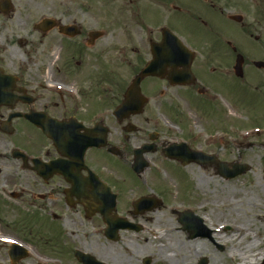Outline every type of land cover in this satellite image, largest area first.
Wrapping results in <instances>:
<instances>
[{
  "label": "flooded vegetation",
  "instance_id": "1",
  "mask_svg": "<svg viewBox=\"0 0 264 264\" xmlns=\"http://www.w3.org/2000/svg\"><path fill=\"white\" fill-rule=\"evenodd\" d=\"M227 1L205 0L206 7L197 10L196 19L213 30L214 16L230 17L220 8L221 3L229 8ZM177 2L173 10L179 18L194 10L184 0ZM170 5L169 0L163 4L166 13ZM90 8L89 0H0V264H36L35 257H42L41 240L34 233L37 228L54 238L51 260L80 264L77 251L100 260L89 241L106 239L105 210L108 223L124 218L141 226L140 232L152 228L166 230L165 237L182 235L200 245V249L195 245L199 252L203 242L206 249L211 244L218 249L217 233L191 239L185 231L187 225L202 226V220L209 229L218 223L202 205L193 173L184 170L202 167L204 160L217 172V165L233 162V119L216 124L201 107L217 101L219 90L228 97L227 113L235 114V86L252 92V99L264 100V45L224 46L216 40L215 45L201 46L202 52L193 48L198 55L188 71L190 78L184 79L188 84H173L168 76L145 77L143 111L123 116L122 121L116 110L152 59L151 46L162 40V34L150 31L138 40L133 31L122 30L116 14L93 13ZM245 12L249 14L248 9ZM258 12L257 26L244 25L243 32L264 34V0H259ZM165 24H171L170 17ZM241 54L244 77L239 78L235 65ZM224 80L227 86L221 84ZM170 97L177 101L179 112L176 130H168L179 136L146 134L144 126L155 111L165 108L173 114ZM190 101L195 104L191 109L186 106ZM260 116L259 128L264 130V115ZM180 126L191 130L186 133ZM259 138L264 140V133ZM174 143L180 145V155L167 157L173 154L168 148ZM144 146L151 150L145 157L147 166L138 174L133 170L135 154ZM258 146L264 149V141ZM127 180L148 182L150 192L128 197ZM171 185L174 190H166ZM106 187L115 196V206L111 196L105 197ZM143 197L150 199V205L138 210L135 204ZM106 241L119 246L121 238ZM25 248L32 254L28 256ZM112 260L115 263L100 261L129 264Z\"/></svg>",
  "mask_w": 264,
  "mask_h": 264
},
{
  "label": "rangeland",
  "instance_id": "2",
  "mask_svg": "<svg viewBox=\"0 0 264 264\" xmlns=\"http://www.w3.org/2000/svg\"><path fill=\"white\" fill-rule=\"evenodd\" d=\"M89 1L91 12L111 15H113V13L116 14L117 20H121L122 30L133 31L134 34L138 36V40H140L142 36H149L148 33L150 31H148L149 29L147 28L148 20L150 22L164 20L171 17L172 14V12L166 15L163 13L167 12L165 7H163L166 0H114L115 2L112 1V4L106 6L102 4L104 0ZM109 1L111 0H106V2ZM184 1L190 3L193 9H196L195 7H197L198 4L200 6L205 5L204 0ZM257 1L258 0H230L227 13L244 15L242 8L246 6L249 8L250 13L245 15V23L257 25V7L251 6L252 4L256 5ZM94 2L102 5L98 6ZM170 2L174 3L176 0H170ZM243 4L245 6H243ZM147 8L148 11L146 10ZM169 9L176 12L171 7ZM188 16L189 15H185L184 18L175 20L172 23L174 28H172V30L176 34H179L185 44L197 49L199 52L203 51L201 49L202 44L209 45L211 42V45H214L217 39H212V37L216 36L203 30L196 21L194 22ZM100 18H103L102 22H105L104 15ZM94 22L96 23V21ZM213 22L215 26H213L212 31L221 36L220 41L224 46H228L229 44L234 46L241 45V47L264 45V34L261 35L259 30H253V36L250 37L246 33L240 31V26H229L227 20L221 17L220 14L213 17ZM108 29H111V27H108ZM231 29H233V33L222 31ZM229 34L232 39L234 37L232 40L233 42H231L230 38H227ZM254 43L255 45H252ZM221 84L227 86V81L224 80ZM233 92L235 101L234 108L237 110H234L235 114L231 115L227 113L226 109L229 110L228 97L224 92L219 90L215 92V95H218L215 99L217 101L213 102L211 100L208 103H203L201 110L211 114L216 124H227L228 119H233L235 131H237V127L249 128L260 123V114L264 115V100L261 97L260 99L258 97L252 99L251 92L248 93L243 91L242 87L235 86ZM170 101L175 107L173 114L165 112V108L155 111L150 118L149 125L144 126L146 134L149 132H157L161 133L162 136L168 135L171 139L179 136L168 130V127H170L175 131V122L178 121L175 115L179 112L177 106H175L177 101L173 100V97H170ZM243 103H246V106H243ZM194 105L195 104L191 101L186 104L189 109ZM186 116H189L187 112ZM181 128L186 133L191 130V128L187 127ZM238 139L241 140V137L238 136ZM247 141L254 146L246 148L245 150H240V152L237 151L235 147L230 146L233 148V156L231 157L233 162L239 161V163L247 164L250 167V171L244 176L226 182L209 167L202 169L194 165L184 170L188 174L193 173L195 191L202 196V205L208 208L207 214L211 216L216 223L230 226L231 229L217 239L218 243L225 245L226 250L223 252L212 251V246L206 249L202 243V254L200 256L199 250H196L198 254H195L192 246L196 244L191 242L189 243L191 246L189 254L185 251L186 247L188 248L189 245L185 243L187 240L182 235L177 239L173 237L157 238L153 235V231L151 230V232H142L138 234L123 232L121 233L119 246L114 243H108L104 238L99 239L92 237L89 241L91 252L100 260L114 262L112 260L114 259L116 263H119L120 260L123 259L127 260L129 264H143L145 258L152 259V264H169L166 262V259H168L171 254L176 255L173 259L175 264H185L183 261L185 255L189 256V262H187V264H198L200 259L205 257L209 260V264H264L263 258L262 260L259 258V260L256 261L257 258L253 255V252L257 250L264 253V149L258 146L259 143H262L264 140L259 138V136L251 135L244 140V142ZM138 143V145L141 144L140 141ZM200 179L202 183H200ZM125 186L129 190L127 194L128 197H136L141 189L140 185H134L130 180L125 182ZM166 190L172 191L174 187L171 185L170 189ZM148 192H150L149 189L145 187L136 198L144 196L148 194ZM232 229L233 231H231ZM237 232H239V234H236ZM34 233L37 234L41 240L40 247L42 256L48 259L51 258L52 244L50 245V241L53 240L54 242L52 234L44 230L42 234L40 228L34 230ZM167 243L171 244V251L162 246ZM42 244H44L45 247ZM196 246L200 249V245ZM42 263L51 264L44 260H42ZM70 264H75V262Z\"/></svg>",
  "mask_w": 264,
  "mask_h": 264
},
{
  "label": "water",
  "instance_id": "3",
  "mask_svg": "<svg viewBox=\"0 0 264 264\" xmlns=\"http://www.w3.org/2000/svg\"><path fill=\"white\" fill-rule=\"evenodd\" d=\"M173 38L170 39L171 41V44L170 46H176L177 42L174 40ZM173 42V43H172ZM176 43V44H175ZM160 53H159V56L162 58V59H159L160 61H162L165 65L168 64V61H171L172 60V53H179L178 50L177 51H173V50H170L169 52V55L166 56V54H168V51H164L162 48H160ZM180 53H183V51H181ZM180 63H175V65H173L174 67H177L179 66ZM152 72V71H151ZM150 72V73H151ZM147 73V71L145 72ZM177 77H181L180 75H175L174 78H177ZM182 78V77H181ZM134 88V87H133ZM138 88V86H137ZM133 91V89H132ZM221 169H222V173L227 175L228 177L230 178H234V177H237L239 175H241L242 173H245L247 168L246 167H240V166H237V165H234L233 166V170H229L227 167L225 166H221ZM192 229V228H191ZM116 231H118V228L115 227L114 225H111L109 230L107 231V233H110V234H114ZM87 262H90V259H85Z\"/></svg>",
  "mask_w": 264,
  "mask_h": 264
},
{
  "label": "bare ground",
  "instance_id": "4",
  "mask_svg": "<svg viewBox=\"0 0 264 264\" xmlns=\"http://www.w3.org/2000/svg\"><path fill=\"white\" fill-rule=\"evenodd\" d=\"M236 234H239V232H237ZM186 244H188L189 246H188V248L186 247V249H185V251L186 252H188L189 254H190V251H189V249H190V244H189V242L188 243H186ZM165 249H169V251H171L172 250V248H171V244H169V243H167L166 245H162ZM181 250V249H180ZM194 250V249H193ZM253 255L257 258L256 259V261L257 260H259V258L262 260V258L264 259V253H262V251H259V250H257L256 252H253ZM196 256V255H195ZM174 257H176V255H173V254H171L169 257H168V259H166V262L167 263H169V264H175V261L173 260L174 259ZM189 256L188 255H185L184 257H183V261L185 262V264H187V262H189Z\"/></svg>",
  "mask_w": 264,
  "mask_h": 264
}]
</instances>
